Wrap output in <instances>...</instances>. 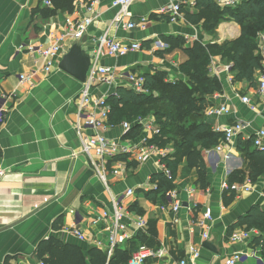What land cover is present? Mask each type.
<instances>
[{"label":"crops","instance_id":"1","mask_svg":"<svg viewBox=\"0 0 264 264\" xmlns=\"http://www.w3.org/2000/svg\"><path fill=\"white\" fill-rule=\"evenodd\" d=\"M171 1L136 2L130 8L133 19L147 17L149 23L146 29H129L126 24L130 18L120 23L114 20L119 10L111 7L112 0H76L72 13L59 11L49 17L38 12L48 7L43 0H0V96L6 95L2 103L7 109L6 120L0 126V165L6 170L0 175V264H36L39 244L51 236L80 247L88 263L92 248L107 252L111 258L130 256L142 243L164 251L163 256H155L145 264H180L183 259L187 264H221L234 253L243 254L238 264H256L257 258L264 263L261 247L253 242L233 243L229 239L234 231L246 228L237 226L231 231L241 216L256 204L264 207V175L255 181L250 179L248 152L256 147L247 144L257 131L264 129V101L256 92L259 68L254 83L239 79L232 53L226 52L241 37V24L225 15L210 34L204 30V17L198 24L189 23L186 17L171 22L157 14L159 8ZM214 1L221 9L229 7L223 5L225 0ZM91 2L95 5L88 11ZM186 12L199 13L198 0ZM69 15L94 17L82 44L88 55L93 56L98 39L105 34L121 41L142 43L143 48L138 52L118 58L105 54L100 57L97 64L112 66L117 71L163 72L165 80L172 83L181 78L187 80L180 66L189 59L188 55L180 47L163 53L169 48L164 36H183L185 47L201 41L217 50L211 55L209 75L221 82L222 91L210 95L211 106L227 104L229 113L210 114L209 106L203 120L215 131L238 120L246 121L248 127L230 144L221 137L216 145L201 149L207 167V186L199 184L198 171L184 158L178 166L175 187L160 191L154 187L158 182L152 178L153 174L164 171L159 167V158L151 156L138 164L130 156L128 170L123 175L116 177L109 173L111 189H106L90 159L81 154L79 133L72 127L77 109L75 97L82 89V82L59 69L66 52L48 74L43 70L40 55L28 49L30 45L37 49L53 43L65 32V19ZM254 55H259L257 49ZM32 72L35 74L30 81H20L22 73ZM246 94L252 99L250 104L241 100ZM114 120L121 122L118 117ZM107 134L119 136L122 130L117 127ZM129 135L134 139L140 137L135 129ZM235 172L240 173L239 183L249 179L254 189L240 193L226 204L224 194L229 189L225 184L230 183ZM128 188H133L135 195L125 201L126 236H119L117 245L110 250L108 223L94 221L105 210L112 209V196L125 193ZM178 201L181 207L175 212L173 207ZM208 207L212 208L213 221L209 238L205 240L206 226L200 223V218ZM138 217L146 221L144 229L138 228ZM74 224L85 233L84 240L72 233ZM256 230L259 235L260 231ZM207 242L213 244L214 251L204 247ZM192 248L200 252L196 259ZM251 253L255 257L247 259Z\"/></svg>","mask_w":264,"mask_h":264},{"label":"trees","instance_id":"2","mask_svg":"<svg viewBox=\"0 0 264 264\" xmlns=\"http://www.w3.org/2000/svg\"><path fill=\"white\" fill-rule=\"evenodd\" d=\"M51 1L52 7L38 9L43 17L53 16L59 11L72 12L76 5V0ZM198 6L200 12L197 14L186 12V20L189 23L198 24L204 17L205 22H202L204 30L210 34L214 33L225 15L242 25L241 37L232 42L226 52L232 53L234 68L239 70L238 78L254 83V74L261 62L260 55H254V50L257 49V34L264 30V0H242L234 7L229 6L224 9H221L214 0H198ZM206 8L207 11L204 12ZM163 40L169 45L163 53L180 47L188 55L189 59L180 66L181 72L188 79L181 78L172 83L165 80L166 74L163 72L145 73L147 93L119 88V96L109 98L113 108L111 121L119 123L114 120V117H118L121 121L124 118L133 121L139 115H149L147 109L135 110L132 114L125 106L151 101L158 103L163 100L164 103L158 105V109L153 111L161 128V135L154 141L161 147L172 143L175 152L173 157L162 159L170 170L171 178L164 172L155 173L152 176L153 180L158 182V190L164 192L175 187L178 166L184 158L190 167H195L198 171L199 184L202 187L207 186V167L201 149L211 148L222 137L221 133L213 130L212 126L203 120L205 110L212 105L210 95L222 91L221 82L209 75L211 55H214L217 50L214 51L213 47L203 45L201 41L195 42L193 47H185L186 40L183 36L169 35L164 36ZM155 87L160 91L157 97L153 95ZM122 107H125L124 110ZM134 129L138 130V135L139 133L141 135V128L138 125H135ZM170 135L173 138L169 139ZM247 144L254 145L253 140L248 141ZM248 155L249 177L255 181L258 176L264 175V150L256 147L249 150ZM239 174V172L232 173L230 183L238 182ZM235 198L236 194L232 190L224 194L226 204H230ZM237 226H245L246 229L255 228L260 231V234L254 237L253 243L261 247L264 254V207L259 204L252 206L249 212L241 216L231 227V231ZM89 256L90 263L87 262L80 247L64 243L54 236L41 241L36 254V258L44 260L46 264H127L131 257V255L123 254L121 257L114 255L108 258V253L98 248H92Z\"/></svg>","mask_w":264,"mask_h":264},{"label":"built area","instance_id":"3","mask_svg":"<svg viewBox=\"0 0 264 264\" xmlns=\"http://www.w3.org/2000/svg\"><path fill=\"white\" fill-rule=\"evenodd\" d=\"M145 0H112L111 7L117 8L119 11L115 17L116 23L122 22L125 18H130L126 25L129 29L139 28L146 29L149 23L147 17H141L139 19H133V14L130 11L132 5L136 2ZM242 0H225L223 5L225 6H236ZM51 5V2H47ZM95 3L91 2L88 5V11H92ZM197 5V0H172L169 4L158 9L157 14L160 17H168L171 22H177L185 20L186 10ZM94 17L83 16L80 20L67 18L68 26L70 27L67 33H64L57 37V39L47 45L40 46L37 49L34 45H31V50L37 52L44 61V70L48 73L54 68L56 61L68 50V46L64 45L66 39H78L82 37L88 27L93 22ZM257 50L261 57L260 67L257 75V88L256 92L258 97L264 101V30L257 34ZM63 42V43H62ZM142 43L139 41H121L115 38H110L106 34L99 38L98 49L93 58V64L90 68L88 79L83 83L82 93L80 102L77 108V118L74 122V129L79 133L80 137V152L87 156L90 162L97 170L99 178L102 180L107 190L111 189V185L108 181L109 173L118 177L123 175L128 170V164L130 156L138 163L142 164L146 158L155 156L159 158V167L163 168V172L169 178H171L170 170L165 166L162 159L170 157L174 152L175 148L173 145H167L165 147L159 146L154 140L161 135V128L153 115H139L134 118L133 121L125 120L120 124L123 129L124 138H108L105 135L106 131L117 128L116 124H110L109 118L113 112V108L107 97L110 95L109 92H101L100 95L95 96L94 91H101L100 85H110V89H113L119 83V79L122 81L127 78V83H123L126 88L135 90L137 92L146 91V78L138 73H121L119 74L117 69L110 66L99 65L98 60L102 55L109 57L118 58L126 56L132 52H138L142 50ZM35 72L29 74H21L20 81H30L31 77ZM114 82V83H113ZM114 85V86H113ZM115 91V90H113ZM112 91V92H113ZM93 96V97H92ZM6 99V95L0 96V126L6 120L7 109H5L3 100ZM241 100L250 104L252 99L249 95L241 96ZM210 114H227L229 113V107L227 104L219 106H210L208 108ZM109 124V125H108ZM135 125L141 128V135L136 143L128 131H130ZM248 123L243 120H238L233 124H228L223 127H218L216 131L222 134V140L226 144L232 143L240 135H242ZM253 140L255 147L260 150H264V129H260L256 132ZM218 150L221 147L218 146ZM110 162L113 164L110 168ZM6 173V170L0 165V175ZM226 189L235 191L237 196L240 193H247L253 191L254 187L252 181H248L244 184H225ZM157 189V184H154ZM174 194V192H171ZM135 190L128 188L125 193L112 196V209L105 210L103 215L98 217L94 222L104 220L108 223L109 230V248L113 250L118 243L119 236L125 235L127 231V225L123 219L125 217L124 207L127 198L134 196ZM181 207L180 201H178L173 210L177 212ZM213 221V214L211 207L206 208L203 212L200 223L206 226L204 233V239H208L210 235V222ZM146 221L142 217H138L137 225L139 229L146 227ZM72 233L79 239H85V233L79 230L74 224L71 228ZM257 233L256 229H242L234 231L229 239L233 243H251ZM191 253L194 259L198 258L200 252L197 248H192ZM164 251L154 250L146 244H140L137 249L131 254L127 264H145L147 261L155 256H163ZM255 257L254 253H251L248 257ZM243 260V254L234 253L227 257L221 264H238ZM258 260V262H257ZM187 260L183 259L180 264H187ZM256 264H262V260L257 258ZM36 264H46L44 260H38Z\"/></svg>","mask_w":264,"mask_h":264},{"label":"rangeland","instance_id":"4","mask_svg":"<svg viewBox=\"0 0 264 264\" xmlns=\"http://www.w3.org/2000/svg\"><path fill=\"white\" fill-rule=\"evenodd\" d=\"M48 1H50L51 2V5H48L47 4V2ZM43 2H44V4L46 5V6H48V7H52L53 6V4H52V1L51 0H43ZM75 10V9H74ZM73 10V11H74ZM69 13H72V12H69ZM83 16L82 15H80V16H77V18H73V17H71V15H69L68 17H66V19H65V23H67V18H72V19H77V20H80L81 18H82ZM93 24V22L91 23V25ZM90 25V26H91ZM90 26L88 27V29H87V31H86V33L85 34H87L88 33V30H89V28H90ZM69 29H70V27L68 26V24H66V30H65V32H63L62 34H64V33H67V31H69ZM61 34V35H62ZM84 34V35H85ZM82 36V37H80V38H78V39H73V38H71V39H66L65 41H64V45H67L68 47L69 46H72L73 45V43H75L76 41H80V40H82L83 39V37H85V36ZM63 43V42H62ZM98 44H99V39H98V41H97V46H96V48L94 49V52H93V56H91V55H89L90 57H91V59H92V64H93V58H94V55H95V53H96V51H97V49H98ZM31 45L29 46V51H32L33 52V50H31ZM67 52V51H66ZM44 67V66H43ZM112 67V66H111ZM147 67V66H146ZM43 70H44V68H43ZM45 71V70H44ZM53 71V68H52V70L50 71V72H48V74H50L51 72ZM46 72V71H45ZM129 72V71H128ZM142 72V71H141ZM47 73V72H46ZM118 73L119 74H121V73H126L125 71H118ZM154 73H156V74H159V73H157V72H154ZM22 74H24V73H22ZM138 74H141V75H143L145 78H146V76H145V74H144V72L143 73H138ZM88 77V76H87ZM88 78H86V80H87ZM186 79V78H185ZM84 83V82H83ZM83 83H82V88H83ZM114 83V82H113ZM123 83H127V79H126V81L124 82V80L122 81L121 79H119V83L116 85V86H114L113 87V89H110L109 87H111L110 85H107L108 87H106V86H104V85H100L101 87H100V92L99 91H94V93H96V94H94L95 96H97V95H100V93L101 92H109V96L107 97V101H109V98L111 97V96H115V97H118L119 96V94H118V89L119 88H125V89H128V88H126L127 86H125ZM102 88H105V89H102ZM113 90H115V91H113ZM129 90H132V89H129ZM113 91V92H112ZM133 91H135V90H133ZM147 88H146V91L145 92H138V93H147ZM135 92H137V91H135ZM81 93H82V89L79 91V93L76 95V100H77V108H78V103L80 102V97H81ZM153 95L154 96H159L160 95V91H159V89L157 88V87H155V89H154V92H153ZM93 97V96H92ZM98 97V96H97ZM161 103H164V101L162 100L161 102H154V101H151V102H149V103H141V104H136V105H128V106H125L126 107V109H129L130 110V113H134V111L135 110H140V109H147V110H149V115H152L153 114V111L154 110H157L158 108V105H161ZM125 107H122V109L124 110V108ZM161 109V108H160ZM113 113V112H112ZM112 113H111V115H110V118H109V123L111 124H116V125H119V126H117V127H120V124L123 122V121H125L126 120V118H124L123 119V121H121V122H119V123H114V122H112L111 121V116H112ZM144 116H147V115H144ZM153 116H154V114H153ZM75 117L77 118V109H76V113H75ZM76 118H75V120H76ZM75 120L73 121V123H72V127H74V122H75ZM109 125V124H108ZM121 128V127H120ZM134 129V127L130 130V131H128L127 133H130L132 130ZM121 130H122V134L121 135H119V136H109L108 134H107V132L108 131H106L105 132V135L108 137V138H115V137H117V138H124V135L126 134V133H124V131H123V129L121 128ZM110 131V130H109ZM168 138L170 139V138H173V136L172 135H170V136H168ZM169 145H172V143H170ZM171 157V156H170ZM113 164L110 162V165H109V168L112 166ZM166 165V164H165ZM94 167V166H93ZM167 167V166H166ZM95 169V168H94ZM96 171V174H97V176H98V173H97V170H95ZM99 177V176H98ZM235 183H238V184H241V183H239V182H235ZM229 185H231V184H234V183H228ZM244 184V183H243ZM229 191H230V189H229ZM235 192V191H234ZM235 194H236V192H235ZM236 197H237V194H236ZM212 209V208H211ZM247 228V227H246ZM246 228H245V230H246ZM254 229V228H253ZM259 231V230H258Z\"/></svg>","mask_w":264,"mask_h":264},{"label":"water","instance_id":"5","mask_svg":"<svg viewBox=\"0 0 264 264\" xmlns=\"http://www.w3.org/2000/svg\"><path fill=\"white\" fill-rule=\"evenodd\" d=\"M86 41L84 37L70 46L59 62V69L71 75L80 82H85L92 66L91 57L85 53L82 44ZM204 247L214 251L212 243H205Z\"/></svg>","mask_w":264,"mask_h":264}]
</instances>
